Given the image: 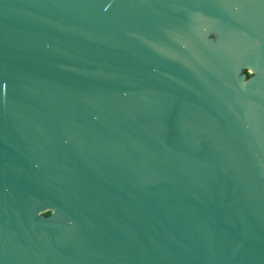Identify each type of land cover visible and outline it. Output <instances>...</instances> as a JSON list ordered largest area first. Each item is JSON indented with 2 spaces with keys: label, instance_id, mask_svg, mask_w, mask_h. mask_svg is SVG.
<instances>
[{
  "label": "water",
  "instance_id": "1",
  "mask_svg": "<svg viewBox=\"0 0 264 264\" xmlns=\"http://www.w3.org/2000/svg\"><path fill=\"white\" fill-rule=\"evenodd\" d=\"M0 264H264V0H0Z\"/></svg>",
  "mask_w": 264,
  "mask_h": 264
},
{
  "label": "trees",
  "instance_id": "2",
  "mask_svg": "<svg viewBox=\"0 0 264 264\" xmlns=\"http://www.w3.org/2000/svg\"><path fill=\"white\" fill-rule=\"evenodd\" d=\"M48 215V214H47Z\"/></svg>",
  "mask_w": 264,
  "mask_h": 264
}]
</instances>
